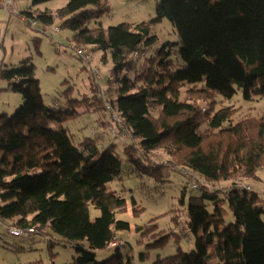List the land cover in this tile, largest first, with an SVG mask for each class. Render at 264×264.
<instances>
[{
	"label": "trees",
	"instance_id": "1",
	"mask_svg": "<svg viewBox=\"0 0 264 264\" xmlns=\"http://www.w3.org/2000/svg\"><path fill=\"white\" fill-rule=\"evenodd\" d=\"M50 1L32 0L22 15L50 27L59 21L60 31L72 32L74 48L89 50L83 58L89 63L92 52L103 51L102 59L111 53L108 90L97 82L91 89L104 113L122 119L114 136L131 142L124 143L125 159L116 144L100 149L86 138L77 146L67 129L48 123L77 117L74 102L81 100L46 105L33 63L0 65V79L23 99L11 115L0 112L3 226L50 229L74 247L69 264H134L132 250L123 254L119 246L120 233L131 229L116 217L127 199L108 183L121 178L124 161L129 173L156 179L171 165L203 180L200 194L187 197L194 247H178L153 264H264V202L252 185L264 168V115L233 123L235 106L223 104L238 91L246 99L264 96V0H155L150 20L108 28L90 27L109 11L107 0H66L56 10H35ZM164 19L177 42H161L155 33ZM158 151L167 163L157 161ZM90 205L101 211L94 220ZM230 212L234 220L226 223ZM108 247L116 253L98 260L97 252Z\"/></svg>",
	"mask_w": 264,
	"mask_h": 264
},
{
	"label": "rangeland",
	"instance_id": "2",
	"mask_svg": "<svg viewBox=\"0 0 264 264\" xmlns=\"http://www.w3.org/2000/svg\"><path fill=\"white\" fill-rule=\"evenodd\" d=\"M107 2L109 11L92 20L91 28L99 25L108 28L123 22L137 24L156 15L155 0ZM31 3L32 0H15L13 13L0 8V65L19 66L24 59L33 63L43 103L57 107L71 99L81 100L74 102L79 112L77 117H71L63 123L51 121L48 123L49 127L55 130L67 129V134L77 146L86 138L94 139L100 149L116 144V152L125 159L127 155L124 145L131 141L127 139L125 143L121 134L114 136L112 128L118 129L113 118L115 114L112 117L110 113H104V110L99 108L101 102L91 89L92 83L97 82L105 91L108 90V80L112 78L113 73L111 53L107 52L105 59H102L103 51L92 52L90 63L87 62L77 54L75 44L70 41V30L63 28L58 33L53 31L55 26H60L59 21L46 33L41 23L38 22L36 28L29 24L30 20L22 19V12ZM65 3L66 0L45 2L37 5L35 10H56ZM155 33L161 42L179 40L173 25L167 19L156 25ZM96 70L100 73L98 79ZM217 98L221 100V96L218 95ZM22 102V96L10 89L6 81L0 79V112L5 111L11 115ZM223 104L235 106L236 111L231 119L233 123L244 117L264 115V96L246 99L243 92L238 91L232 99H227ZM156 156L157 161L167 163L165 154L158 151ZM122 163L121 178L110 181L107 186L127 199L126 208L116 214L117 219L126 221L131 226L130 230L120 233L121 253L132 250L134 264H153L159 257L176 253L178 247L185 251L191 250L194 247V237L185 223L187 197L199 195L200 189L192 188L190 176L183 173L180 167L165 164L162 167L163 175L159 179L147 175L137 176L129 173L125 161ZM259 175L260 181L252 185L264 202V168L259 171ZM186 183V203H183L182 188ZM89 211L92 220L101 214L94 205H90ZM232 220L234 217L230 212L226 216V223ZM59 238L58 234L49 229V234L35 233L31 239L23 240L12 236L5 226L0 225V264H69L75 249L59 241ZM115 253V248L108 247L99 250L96 257L102 260Z\"/></svg>",
	"mask_w": 264,
	"mask_h": 264
},
{
	"label": "built area",
	"instance_id": "3",
	"mask_svg": "<svg viewBox=\"0 0 264 264\" xmlns=\"http://www.w3.org/2000/svg\"><path fill=\"white\" fill-rule=\"evenodd\" d=\"M0 8L1 9H5L7 11H9L10 13H13L15 12V0H0ZM23 20H27V18L25 17V15H22L21 16ZM29 24H32L34 27H36L37 25V22L35 20H30L29 21ZM37 28V27H36ZM42 28H43V31L44 32H48L50 29V26H47V25H42ZM54 32L58 33L60 32V28L58 26H55ZM75 50L77 51V54L84 58V59H89V54H88V51L87 49H84V48H81V47H75ZM95 74L97 75L98 74V70L95 71ZM114 120L118 123H122V119L118 116V114H115L114 115ZM116 134V133H115ZM118 135H116L115 137H117ZM124 139H126V135H123L122 136ZM185 174H188L191 178V185H192V188L196 189L198 187V184L200 182H203V180L201 179H198L196 177V175H192L190 172H188L187 170H184ZM240 187H245V185L243 183H240L239 184ZM249 188V187H247ZM263 189H264V185H263ZM0 225H5V220L0 216ZM7 230L8 232L14 236V237H19V238H22L23 240H29L33 237V235L36 233V230L33 229V228H19V227H15V226H9L7 227ZM118 243V242H117ZM111 245H116V243H112Z\"/></svg>",
	"mask_w": 264,
	"mask_h": 264
}]
</instances>
